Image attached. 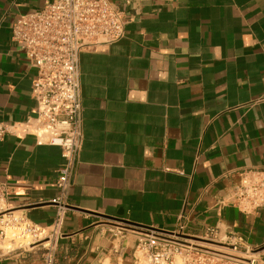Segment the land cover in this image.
<instances>
[{
	"label": "crops",
	"instance_id": "0c3cea01",
	"mask_svg": "<svg viewBox=\"0 0 264 264\" xmlns=\"http://www.w3.org/2000/svg\"><path fill=\"white\" fill-rule=\"evenodd\" d=\"M49 0H0V122L36 116L34 71L11 38ZM125 35L79 54L82 142L70 175L53 264H133V224L190 231L222 226L264 263V207L228 198L244 169L264 166V0H108ZM60 147L32 135L0 139L7 202L50 229ZM117 219H123L122 222ZM0 264H42L38 246Z\"/></svg>",
	"mask_w": 264,
	"mask_h": 264
},
{
	"label": "built area",
	"instance_id": "2783aa9c",
	"mask_svg": "<svg viewBox=\"0 0 264 264\" xmlns=\"http://www.w3.org/2000/svg\"><path fill=\"white\" fill-rule=\"evenodd\" d=\"M123 12L108 0H49L43 7L20 14L11 38L34 71L31 96L36 116L22 123L0 122L6 135H32L36 142L61 149L56 217L50 229L9 206V188L0 182V245L7 253L38 246L42 264H53L58 226L66 209L65 197L82 142V106L78 58L82 49L109 44L125 35ZM243 213L264 207V166L244 169L227 199L221 201ZM190 214L180 213L170 229L129 228L134 235L133 264H257L252 249L240 252V236L222 226H208L200 234L189 227ZM264 264V263H262Z\"/></svg>",
	"mask_w": 264,
	"mask_h": 264
},
{
	"label": "rangeland",
	"instance_id": "374dc122",
	"mask_svg": "<svg viewBox=\"0 0 264 264\" xmlns=\"http://www.w3.org/2000/svg\"><path fill=\"white\" fill-rule=\"evenodd\" d=\"M129 228L131 227H124V230H122L121 232L125 235L127 234L130 240H133V244H134V235L132 234L131 231H129L130 230Z\"/></svg>",
	"mask_w": 264,
	"mask_h": 264
},
{
	"label": "water",
	"instance_id": "95a60500",
	"mask_svg": "<svg viewBox=\"0 0 264 264\" xmlns=\"http://www.w3.org/2000/svg\"><path fill=\"white\" fill-rule=\"evenodd\" d=\"M117 220H120V221H122V222H127L128 224H133V223H129L128 221H125V220H123V219H117ZM132 227H139V228H152V227H147V226H141V225H136V224H133L132 225ZM153 229H156V228H153ZM156 230H158V229H156Z\"/></svg>",
	"mask_w": 264,
	"mask_h": 264
},
{
	"label": "bare ground",
	"instance_id": "6f19581e",
	"mask_svg": "<svg viewBox=\"0 0 264 264\" xmlns=\"http://www.w3.org/2000/svg\"><path fill=\"white\" fill-rule=\"evenodd\" d=\"M3 245V244H2ZM102 264H110L108 259L104 260Z\"/></svg>",
	"mask_w": 264,
	"mask_h": 264
}]
</instances>
